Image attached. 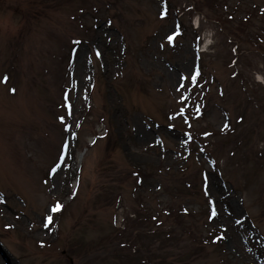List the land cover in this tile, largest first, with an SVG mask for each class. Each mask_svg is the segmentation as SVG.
<instances>
[{
  "label": "rangeland",
  "instance_id": "374dc122",
  "mask_svg": "<svg viewBox=\"0 0 264 264\" xmlns=\"http://www.w3.org/2000/svg\"><path fill=\"white\" fill-rule=\"evenodd\" d=\"M33 1L0 0V264H80L68 254L80 238L101 256L136 209L160 211L157 229L175 230L172 248L152 237L164 264H264V122L253 105L264 102V56L242 44L247 55L230 63L216 21L186 10L190 0H169L164 18L162 0H93L81 12L60 2L24 28L19 7ZM226 5L251 30L263 26L264 0ZM177 21L184 32L169 42ZM198 62L205 90L193 95L184 77ZM202 130L213 143L240 140L223 146L229 165L214 145L193 144ZM148 166L151 176L137 177ZM200 173L199 193L175 196L184 175L198 189ZM170 197L189 211L184 229L163 212ZM208 224L222 242L201 240Z\"/></svg>",
  "mask_w": 264,
  "mask_h": 264
},
{
  "label": "trees",
  "instance_id": "16d2710c",
  "mask_svg": "<svg viewBox=\"0 0 264 264\" xmlns=\"http://www.w3.org/2000/svg\"><path fill=\"white\" fill-rule=\"evenodd\" d=\"M92 1L93 0H35L33 1L34 4H31V8H29L28 5L22 8L19 7L18 14L25 20L24 28H26L29 27L26 24L30 22V17L32 14H35V19L39 16H46L48 12L57 9L60 2V5L63 6L64 4L67 6L73 2H77V4H80V7H78V9H81L83 8V6L90 7ZM94 1L99 3H105L106 6H111V4H113L112 0ZM114 1L117 3V0ZM187 3L188 6L191 7L190 11L192 10V14L196 12L200 14L203 18L206 17L209 21H216V23H214L217 27L215 31H217L219 39L221 40V38H223L225 40V43L229 44L230 46L228 51L230 54V63H235V61L239 59V56L247 55L245 53L246 50L243 49L244 46L242 44L253 45L255 47V50L252 53L255 54L257 57L264 56V53H261L260 51H264V23L263 26L258 25L257 30H251V28H249L248 26V24L250 23L249 17L243 14L238 15L237 18H233V14L227 11V5L225 0H190V2L188 1ZM93 7L94 6H91V8ZM193 7H196V10H193ZM225 16H227L228 19L226 20V22ZM259 18L264 20V11L259 16ZM234 20L240 21H238L237 24H233ZM231 26L234 28V30L229 28ZM123 39V43L125 44V53H127V48L129 46L126 41V37ZM239 44L242 45V48L239 46ZM241 85L242 88L246 87L245 84ZM196 86L197 84L195 83V87ZM253 105H256V108L254 107V109H258L257 113L261 115L262 122H264V102L262 100H256V102H253ZM181 108L182 107L180 105L177 110V114L174 116L175 118H179V116L183 114ZM204 133L205 130H202L198 132L196 136H203ZM105 135L106 137L107 135H110L109 130L105 133ZM208 139L211 141L212 144L217 145L216 143L212 142L211 136ZM242 141L243 140H241V142ZM197 142V140H193L194 144H197ZM239 143L240 140L234 143L233 145L222 144L217 146L218 148H223V146H226L231 149L233 147L236 148ZM217 146L214 147L216 151ZM222 152L225 161H229V158H231L228 156L229 154L227 155L226 151L224 150ZM146 168L149 170L144 168L147 171L141 170L137 173L144 177L151 176L150 169H152V167L148 166ZM163 173H167V171ZM183 179L184 180H181L180 182V189H176L177 194H175V196H179L183 191H185V193L190 196L194 195L196 192L199 193L197 189V181H195L194 183L193 179H186L185 175ZM170 200L171 203L164 210V213L166 216H170L172 214L177 220L175 223L177 225H180V227L184 229L186 220L182 216H186V214H189V212L187 210L185 212V210L183 209V204H177L176 202L172 201L174 199L171 197ZM130 214L131 213L126 215L123 229L118 230L117 233L114 234L117 240L115 241L114 237L106 239V242L103 245L109 244L110 246H104V250L101 256L94 254V257L91 258V255L88 254L89 251H94V249L92 248V246L88 248V242H85L83 239L80 238L75 243L70 244V246L68 247V254L70 255V257L73 260L77 259L81 261L80 264H164L167 253L161 254L156 253L152 250L151 243L152 241H155L152 240V237L157 238V240L160 241L161 244L172 248L174 247V244L171 242L176 243L175 239H173V233H175V230L171 231L172 229H157L158 227L163 226V222L160 221L159 218V213L155 216L148 210L142 212L139 209H136L132 214L134 215L133 218ZM211 239L215 241V244L216 242L220 243V240L222 239L221 232L218 231L216 228H213L209 231L205 229V234L201 236V240L208 242V240L210 241ZM168 241H170V243H167ZM133 247L135 248L133 252H131V249ZM111 258L113 259L111 260ZM230 262L232 261H229V259H227L226 261L222 260V264H230Z\"/></svg>",
  "mask_w": 264,
  "mask_h": 264
},
{
  "label": "snow or ice",
  "instance_id": "6c2138e0",
  "mask_svg": "<svg viewBox=\"0 0 264 264\" xmlns=\"http://www.w3.org/2000/svg\"><path fill=\"white\" fill-rule=\"evenodd\" d=\"M162 2H163V4H164V8H163V10L161 11V17L164 18V17H166L167 14H168V12H167V0H162ZM180 34H181V33H180L179 25H177L176 28H175L174 31H173V35H169V36L167 37V39H168L169 41H174V37L177 36V35H180ZM198 75H199V71H197V73H196V76H198ZM196 76H191V82H192L193 84H194L195 81H196ZM184 79H188V77H184ZM7 80H8V77L5 75V77L3 78V82H4V83H7ZM181 87H183V85H181ZM11 91L14 93V92L16 91V89H15V88H12ZM181 99H183V100L186 101V100H187V97H185V96H181ZM197 111H199V109H197ZM60 119L63 121V120H64V117H61ZM225 127H228V125L226 124ZM206 135H210V134L206 133ZM54 170H55V169H54ZM54 170H53V171H54ZM62 207H63V205L60 204L59 201H57L56 204L52 206L51 211H52V212H58V211H60V210L62 209ZM212 215H213V216L217 215V213H216V211H215V208H213V210H212ZM52 219H53L52 216H48V217H47V220H48L49 223L52 222ZM45 226H47V225H45Z\"/></svg>",
  "mask_w": 264,
  "mask_h": 264
}]
</instances>
